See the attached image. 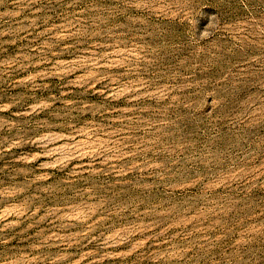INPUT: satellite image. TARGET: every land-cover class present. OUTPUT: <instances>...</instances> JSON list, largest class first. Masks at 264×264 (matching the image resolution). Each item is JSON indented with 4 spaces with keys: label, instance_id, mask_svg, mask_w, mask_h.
<instances>
[{
    "label": "rangeland",
    "instance_id": "1",
    "mask_svg": "<svg viewBox=\"0 0 264 264\" xmlns=\"http://www.w3.org/2000/svg\"><path fill=\"white\" fill-rule=\"evenodd\" d=\"M0 264H264V0H0Z\"/></svg>",
    "mask_w": 264,
    "mask_h": 264
}]
</instances>
